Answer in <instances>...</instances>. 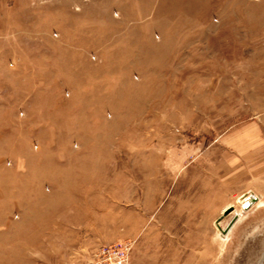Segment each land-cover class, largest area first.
Returning a JSON list of instances; mask_svg holds the SVG:
<instances>
[{
    "label": "rangeland",
    "instance_id": "374dc122",
    "mask_svg": "<svg viewBox=\"0 0 264 264\" xmlns=\"http://www.w3.org/2000/svg\"><path fill=\"white\" fill-rule=\"evenodd\" d=\"M41 222L88 232L49 264H264V0H0V264Z\"/></svg>",
    "mask_w": 264,
    "mask_h": 264
},
{
    "label": "crops",
    "instance_id": "0c3cea01",
    "mask_svg": "<svg viewBox=\"0 0 264 264\" xmlns=\"http://www.w3.org/2000/svg\"><path fill=\"white\" fill-rule=\"evenodd\" d=\"M75 175H81V174L76 173ZM75 207H77V206H75ZM43 224L44 223L41 222L40 232L37 235L38 236L37 238L39 239V248L40 249L39 250L33 249V251L36 250V252L33 253L32 252V245L25 247V248L29 249V251L31 252L30 257L37 256V255L40 256V263L39 264H49L48 263V258H49L48 253H49V249L51 248V246H50L51 242H49V241H51V240L57 241L59 239L78 241L81 239H86L87 234H88V232L83 231L84 232L83 234H85V235L80 236V233H81L80 227H79V225L76 226L75 222L64 223L63 225L65 227H63V226L59 227V224L56 223L57 224L56 225V231H48V228H47L48 225L44 226ZM76 228L78 229V231ZM92 233L99 234V232H95V231H92ZM95 234H93L94 239L101 238L100 235L98 236ZM51 245H52V243H51ZM76 256L77 255L71 254L70 257H68L67 259H65L63 261L62 260L58 261V259H56L57 263H55V264H80V263H78V261L75 262L74 258H76ZM29 264H33V262H31V259L29 260Z\"/></svg>",
    "mask_w": 264,
    "mask_h": 264
},
{
    "label": "built area",
    "instance_id": "2783aa9c",
    "mask_svg": "<svg viewBox=\"0 0 264 264\" xmlns=\"http://www.w3.org/2000/svg\"><path fill=\"white\" fill-rule=\"evenodd\" d=\"M132 248L130 240L103 244L91 254L89 264H130Z\"/></svg>",
    "mask_w": 264,
    "mask_h": 264
},
{
    "label": "water",
    "instance_id": "95a60500",
    "mask_svg": "<svg viewBox=\"0 0 264 264\" xmlns=\"http://www.w3.org/2000/svg\"><path fill=\"white\" fill-rule=\"evenodd\" d=\"M258 200V196L254 195V194H250L248 196V201L247 204L244 205V208L247 209L249 208L251 205H253L255 202H257ZM232 211H234V206H229L227 208H225V210L223 211L222 215L218 218L217 223L220 222V220L224 217L229 215ZM239 218L238 214H235L229 221L228 225L226 226L225 230H223V233L226 234L227 232H229V230L231 229V227L234 225V223L237 221V219Z\"/></svg>",
    "mask_w": 264,
    "mask_h": 264
},
{
    "label": "bare ground",
    "instance_id": "6f19581e",
    "mask_svg": "<svg viewBox=\"0 0 264 264\" xmlns=\"http://www.w3.org/2000/svg\"><path fill=\"white\" fill-rule=\"evenodd\" d=\"M243 199H244V198H243ZM247 201H248V199L245 200L244 205L247 204ZM257 201H258V200H257ZM219 223H220V222L217 223V225L219 226V230H220V232H221L223 235H225V234L223 233V230H225L226 227H225V228H222V227L219 225ZM226 234H227V233H226Z\"/></svg>",
    "mask_w": 264,
    "mask_h": 264
}]
</instances>
